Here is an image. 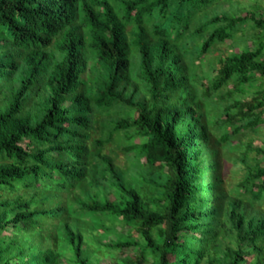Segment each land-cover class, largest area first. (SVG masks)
Segmentation results:
<instances>
[{
	"label": "trees",
	"instance_id": "obj_1",
	"mask_svg": "<svg viewBox=\"0 0 264 264\" xmlns=\"http://www.w3.org/2000/svg\"><path fill=\"white\" fill-rule=\"evenodd\" d=\"M212 2L0 0V264H97L90 239L122 264H264V148L232 147L264 125V18L192 31ZM227 41L254 46L190 76Z\"/></svg>",
	"mask_w": 264,
	"mask_h": 264
},
{
	"label": "rangeland",
	"instance_id": "obj_2",
	"mask_svg": "<svg viewBox=\"0 0 264 264\" xmlns=\"http://www.w3.org/2000/svg\"><path fill=\"white\" fill-rule=\"evenodd\" d=\"M249 11L256 12L258 14V17L262 16L264 18V0H213V2L207 7L203 8L200 11L196 12L195 15H193L191 20V30L195 31L197 28H199L202 24L205 23L208 19L214 17L215 15H223V14H242L247 13ZM128 30H134L133 26H129ZM257 30L248 28L246 33L254 34ZM243 36V32H239L237 34V39H240ZM197 41V40H196ZM236 41H227L223 44H219L215 46L212 51L204 57L203 59L199 60L198 55V49L197 44L196 46L191 48V51L189 50V54L187 56V62L188 67L190 71V76L192 77L193 71H201L203 74V80L202 84H207L211 82L215 75H217V72L215 71L216 67H219L220 65V59L226 58L230 56L233 53H237L241 51L242 48L245 46L253 47L254 44L252 41H249L248 43H241V47L236 46ZM238 45V46H240ZM132 51L135 52V49ZM133 68L136 65V57L131 58ZM213 67V68H212ZM215 69V70H213ZM262 81H258L256 83V86L253 87L247 86V95L243 99H247L251 97L256 91L259 90L258 85H260ZM199 88L202 90V86H199ZM228 89H232V86L228 87ZM227 89V90H228ZM226 89L224 91H227ZM251 144V148L254 147H262L264 148V125H260L257 128L253 130H249L247 133V136L242 138L241 142L236 140L233 142L232 146L233 149L235 146H237L240 153L247 150V146ZM231 148V146H223V152L225 153V161H224V176L226 179L227 184L229 185L231 190H235L237 188V184L240 183L244 176L245 172L243 171V166L241 164H235L236 157L233 154H230L234 152V150ZM109 152V151H108ZM257 152L254 150L252 151V156H256ZM117 164L120 165L123 169L132 168V164L134 162L132 157H127L124 155V153L117 154L116 157ZM119 231H125V233L132 234L133 236L139 238L135 232H130L128 228H122L119 226ZM102 233V232H100ZM97 233L96 235L100 234ZM109 241H116V237L112 234L107 235V238L103 241L104 243H108ZM91 245L93 250L96 251V261L97 264H122L123 259H125L128 256H134V252L131 250H127L125 252H120L117 250H108L105 247H100L98 242H94L93 239H90ZM89 242V243H90ZM100 248V249H99ZM66 255L68 258L72 256L71 253L68 252L66 249ZM65 264H69L67 261Z\"/></svg>",
	"mask_w": 264,
	"mask_h": 264
}]
</instances>
